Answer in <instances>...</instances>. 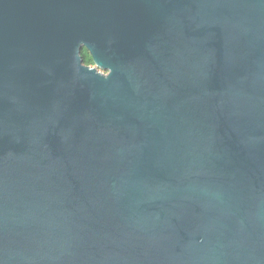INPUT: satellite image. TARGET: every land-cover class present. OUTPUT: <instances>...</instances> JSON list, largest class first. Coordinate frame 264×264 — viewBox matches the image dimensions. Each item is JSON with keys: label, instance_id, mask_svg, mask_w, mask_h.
<instances>
[{"label": "water", "instance_id": "95a60500", "mask_svg": "<svg viewBox=\"0 0 264 264\" xmlns=\"http://www.w3.org/2000/svg\"><path fill=\"white\" fill-rule=\"evenodd\" d=\"M0 264H264V0H0Z\"/></svg>", "mask_w": 264, "mask_h": 264}, {"label": "trees", "instance_id": "16d2710c", "mask_svg": "<svg viewBox=\"0 0 264 264\" xmlns=\"http://www.w3.org/2000/svg\"><path fill=\"white\" fill-rule=\"evenodd\" d=\"M82 58L84 60V64H86L88 66H94L93 59H92L90 53L88 52V50L85 48L82 51Z\"/></svg>", "mask_w": 264, "mask_h": 264}]
</instances>
